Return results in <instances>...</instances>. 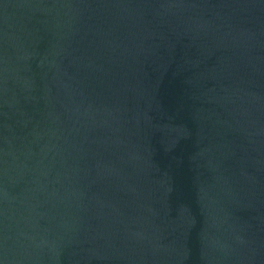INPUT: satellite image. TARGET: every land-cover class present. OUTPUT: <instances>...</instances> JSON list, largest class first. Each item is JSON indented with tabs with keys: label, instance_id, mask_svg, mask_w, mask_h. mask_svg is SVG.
<instances>
[{
	"label": "water",
	"instance_id": "water-1",
	"mask_svg": "<svg viewBox=\"0 0 264 264\" xmlns=\"http://www.w3.org/2000/svg\"><path fill=\"white\" fill-rule=\"evenodd\" d=\"M0 264H264V0H0Z\"/></svg>",
	"mask_w": 264,
	"mask_h": 264
}]
</instances>
